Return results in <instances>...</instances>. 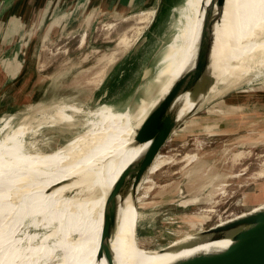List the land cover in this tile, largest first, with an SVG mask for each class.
<instances>
[{
  "label": "rangeland",
  "instance_id": "obj_1",
  "mask_svg": "<svg viewBox=\"0 0 264 264\" xmlns=\"http://www.w3.org/2000/svg\"><path fill=\"white\" fill-rule=\"evenodd\" d=\"M182 1H161L149 21L140 20L143 13L114 9L102 16L91 14L90 26L76 31L65 28L58 34L54 28L44 34L39 27L30 49V40L22 39V56L32 51L26 58L30 67L20 81L22 94L0 105V138L25 125L26 148L52 152L83 134L89 121L102 124L112 120L117 109L137 108L147 91L155 90L149 80L174 31ZM88 14L79 17L83 20ZM261 56L254 55L251 69L236 77L235 84H229L231 78L224 74L213 79L210 92L216 94L202 101L172 134L160 152L171 159L147 174L138 187L139 200L126 232L129 245L113 252L114 264H126L118 260L123 255L149 260L197 231L264 203ZM220 85L225 89L218 90ZM30 231H37L36 242L50 238V230ZM15 236L20 237V231Z\"/></svg>",
  "mask_w": 264,
  "mask_h": 264
},
{
  "label": "bare ground",
  "instance_id": "obj_2",
  "mask_svg": "<svg viewBox=\"0 0 264 264\" xmlns=\"http://www.w3.org/2000/svg\"><path fill=\"white\" fill-rule=\"evenodd\" d=\"M209 2L183 0L177 8L174 31L149 80L155 90L147 91L146 98L141 99L134 110L127 106L117 109L112 120L98 125L89 121L90 127L83 134L52 152L38 151L32 145L28 150L23 136L25 125L1 136L0 264H106L104 257H96L104 198L123 168L147 145L132 144L135 129L179 75L192 65L200 24ZM146 13L140 14V20H151L149 16L153 11ZM140 29L139 26L137 31ZM213 33L212 80L224 74L226 79L231 78L229 84H235L236 77L254 63V55L257 58L264 54V0H225ZM192 102L187 93L179 96L177 117L185 115ZM170 159L158 154L147 173L156 171ZM23 191L15 198L5 199ZM138 200L139 197H135V203ZM135 203L130 195L119 203L110 239L112 254L129 245L126 232ZM31 228H42L44 234L50 230L47 233L50 238L36 242L38 233L30 231ZM19 231L20 237L15 236ZM217 243L213 245H225L227 240ZM206 247L208 245L171 248L149 260L141 255H123L118 260L126 264H168Z\"/></svg>",
  "mask_w": 264,
  "mask_h": 264
},
{
  "label": "water",
  "instance_id": "obj_3",
  "mask_svg": "<svg viewBox=\"0 0 264 264\" xmlns=\"http://www.w3.org/2000/svg\"><path fill=\"white\" fill-rule=\"evenodd\" d=\"M161 1L165 0H160L155 6L149 5L132 11H153L154 18L162 7ZM224 3L225 0H210L200 24L192 65L179 75L135 129L132 144L147 145L142 153L123 168L104 198L102 230L96 257H104L106 264H114L110 239L116 226L120 201L130 195L135 203L139 185L172 134L202 101L209 95L216 94L210 92V87L215 83L210 65L214 27L220 21ZM132 11L125 14H131ZM140 45L141 40L134 45L132 52L137 53ZM219 89L223 87H218ZM185 93L194 99V104L185 115L177 117L179 105L176 102ZM223 240H227L225 245H213ZM198 245L208 247L178 257L168 264H264V203L191 234L189 239L173 249Z\"/></svg>",
  "mask_w": 264,
  "mask_h": 264
},
{
  "label": "crops",
  "instance_id": "obj_4",
  "mask_svg": "<svg viewBox=\"0 0 264 264\" xmlns=\"http://www.w3.org/2000/svg\"><path fill=\"white\" fill-rule=\"evenodd\" d=\"M159 2L160 0L157 3L155 0L153 3L151 0H0V105H6V100L11 101L10 98L24 91L21 89L24 85L20 81L30 67H26V58L32 51L29 54L25 52V56H22L23 46L20 42L22 39L30 40V49L32 42L36 40L31 37L39 27L41 31H45L44 34L54 28V33L58 34L65 28L70 29L69 32L76 31L81 26L86 27L92 23L89 17L91 14L102 16L114 9L130 11L155 6ZM72 9L74 13L70 14ZM84 14H88V17L80 19L79 16L84 17Z\"/></svg>",
  "mask_w": 264,
  "mask_h": 264
}]
</instances>
